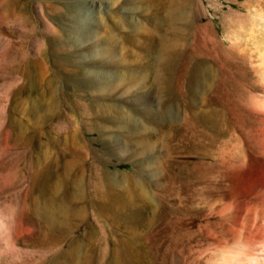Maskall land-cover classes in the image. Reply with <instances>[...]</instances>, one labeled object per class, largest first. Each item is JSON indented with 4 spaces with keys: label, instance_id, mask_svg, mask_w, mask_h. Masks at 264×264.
I'll use <instances>...</instances> for the list:
<instances>
[{
    "label": "rangeland",
    "instance_id": "rangeland-1",
    "mask_svg": "<svg viewBox=\"0 0 264 264\" xmlns=\"http://www.w3.org/2000/svg\"><path fill=\"white\" fill-rule=\"evenodd\" d=\"M172 2L183 4L182 21H170L162 9ZM262 13L264 0H0V214L13 219L18 228L17 254H2V264H47L52 256H61L65 250L74 252L83 264H149L153 259L158 264L164 260L172 264H207L211 252L220 254L215 252V237H226L223 245L234 244L224 228L226 222H232L233 214L220 211L219 215L218 211L231 203L237 188L235 177L242 165L262 161L259 156L264 141L258 129L264 126L254 103L260 102L264 93L255 74L258 52L253 43H262ZM165 45H173L171 68L159 54ZM200 61L213 69L203 96L185 87ZM158 77L169 79L171 89L158 85ZM231 77L238 82L231 83ZM98 82L105 86L99 87ZM211 98L214 103H210ZM165 100L171 104L163 114ZM225 104L228 110L222 107ZM212 111L218 114L216 127L196 121ZM221 115L224 119L220 121ZM240 127L245 128L244 132ZM200 128L206 134L203 129L199 132ZM221 131L223 137L217 139ZM202 136L205 138L201 140ZM248 144H252L254 153ZM228 150L230 157L226 156ZM195 155L207 157L199 172L200 178H207L198 186L193 182L189 191L195 200L192 206L196 207V219L186 224V231H171L167 227L169 176L176 177L173 186L177 188L173 191L180 194L183 186L179 161ZM35 172L46 177L44 188L37 193L30 186ZM208 174L213 181H208ZM58 179L68 181L75 213L50 244L42 221L35 215L34 203L35 198L47 199ZM204 184L206 189L201 187ZM68 189L64 185L58 199L65 197ZM196 191L203 194L198 196ZM155 225L157 236L152 239L150 230ZM153 240L160 248H151Z\"/></svg>",
    "mask_w": 264,
    "mask_h": 264
},
{
    "label": "bare ground",
    "instance_id": "bare-ground-1",
    "mask_svg": "<svg viewBox=\"0 0 264 264\" xmlns=\"http://www.w3.org/2000/svg\"><path fill=\"white\" fill-rule=\"evenodd\" d=\"M162 9L163 10H166V12H167V18L170 20V21H182L184 18H185V14H184V11H183V4H180V2L178 3V2H172L171 4H170V6H166V5H164L163 7H162ZM260 22V21H259ZM261 23H262V27L264 28V13H262V21H261ZM263 31H264V29H263ZM255 37V36H254ZM253 37V38H254ZM256 38V37H255ZM257 39V38H256ZM261 40V39H260ZM238 41V40H237ZM237 41H236V45H237ZM256 41V40H255ZM258 41V40H257ZM253 43H255V48L257 49L256 51L258 52V65H254L255 66V70H256V72L257 73H255V74H258V77H259V79L261 80V83H262V90H263V93H264V33H262V43L261 42H253ZM254 47V46H253ZM172 50H173V45H165V46H163V47H160V49H159V54H160V57H161V61L166 65V67L167 68H171V66H170V62H171V60L169 59V58H171V56H172ZM255 51V50H254ZM252 57V56H251ZM253 60H255V59H253ZM250 62H251V60H250ZM227 64V63H226ZM252 64H251V66L252 67H254ZM241 67V66H240ZM227 68V67H226ZM223 69V68H222ZM228 69V68H227ZM233 68H231V70H232ZM237 69V67L235 68V70ZM240 69V68H239ZM242 69V68H241ZM217 70V69H216ZM234 70V71H235ZM211 71L213 72V69L208 65V63H206V62H204V61H200L194 68H193V70H192V72H191V75H190V77H188L187 79L189 80L187 83H186V85H185V87H187V89H188V91L191 93L193 90H196V91H198L202 96L204 95V93L206 92L205 91V89H207V86H209V84H210V74H211ZM215 71V70H214ZM222 71V70H221ZM224 71V73H225V71H226V69L225 70H223ZM233 71V73H235ZM240 70H236V72H239ZM232 73V74H233ZM214 74V73H213ZM213 76V75H212ZM222 76V75H221ZM228 76V75H227ZM239 76V75H238ZM237 76V78H239ZM233 77H235V76H233ZM136 78V76L134 77V79ZM211 78H213V77H211ZM221 78V77H220ZM241 78V77H240ZM227 79V78H226ZM231 80V83H233V82H236V80L235 79H233L232 77L230 78ZM259 79H257L258 81H259ZM212 80V79H211ZM224 80V79H223ZM233 80H235V81H233ZM182 81H183V79L181 80V82L180 83H182ZM216 81H217V78H216ZM225 81V80H224ZM213 82V81H212ZM218 82V81H217ZM238 82V81H237ZM236 82V83H237ZM184 83V82H183ZM225 83H227V82H225ZM230 83V82H229ZM235 83V84H236ZM240 83H241V80H240ZM239 83V84H240ZM259 83V82H258ZM157 84L158 85H160V86H163L164 88H168V89H171V81L169 80V79H167V80H162L160 77H158L157 78ZM219 84V83H218ZM234 84V83H233ZM233 84H232V86H233ZM252 84V83H251ZM250 84V85H251ZM98 85H99V87H104L105 85H103V84H100L99 82H98ZM183 85V84H182ZM182 85H180V88H181V86ZM215 85V84H214ZM242 85H244V84H242ZM218 86V85H217ZM216 86V87H217ZM221 86L224 88V83H221ZM220 85H219V87H221ZM256 86V85H255ZM218 87V88H219ZM231 87V86H230ZM236 88H238L237 87V85L235 86ZM235 87H233L235 90H232V89H230V90H232V91H236V88ZM251 87V86H250ZM254 87V86H253ZM183 88H184V86H183ZM183 88H181V89H183ZM209 88V87H208ZM212 88H213V86H212ZM232 88V87H231ZM256 88V87H255ZM259 88H260V86H259ZM187 89H186V92H188L187 91ZM215 89V88H214ZM209 91H210V89H209ZM208 91V92H209ZM222 91V90H221ZM250 91V90H249ZM181 92H182V90H181ZM186 92H185V94H186ZM197 92V93H198ZM228 92V91H227ZM230 92V91H229ZM247 92V91H246ZM193 93V92H192ZM207 93V92H206ZM223 94V93H222ZM231 94V93H230ZM235 94H236V92H235ZM197 95V94H196ZM229 95V94H228ZM233 95V94H232ZM231 95V96H232ZM190 96V95H189ZM189 96H186V97H189ZM195 96V95H194ZM201 96V97H202ZM207 96H208V94H207ZM225 96V95H224ZM226 96H227V94H226ZM234 96V95H233ZM181 96H179V98H180ZM200 97V98H201ZM206 97V96H205ZM205 97L203 98V99H205ZM218 97V96H217ZM216 97V98H217ZM229 97V96H228ZM176 98V97H175ZM197 98V97H196ZM199 98V99H200ZM208 98V97H207ZM231 98H234V97H231ZM198 99V100H199ZM202 99V100H203ZM218 99V98H217ZM229 99V98H228ZM192 100H193V98H192ZM220 100V99H219ZM234 100H235V98H234ZM256 100V99H255ZM262 100V101H261ZM260 100V102H255L254 103V107L256 108V111L258 110L259 112H261V113H258V114H260V116H261V119H262V123H263V126H264V94H263V96H262V99ZM204 101V100H203ZM207 101H209V100H207ZM214 101H215V99H214ZM214 101L212 100V98H211V102L210 103H214ZM225 101V100H224ZM223 101V102H224ZM233 100H231V102H232ZM257 101H259V99H257ZM170 102V101H169ZM197 102H199V101H197ZM200 102H201V100H200ZM217 102V101H216ZM218 102H220V101H218ZM222 102V101H221ZM253 102V101H252ZM190 103V102H189ZM192 103H194V100H193V102ZM191 103V104H192ZM204 103V102H203ZM163 106H165V108L164 109H162V113L163 114H166L167 113V106H169L170 104H168L167 105V102H166V100L163 102ZM197 103H195V105H196ZM209 104V103H208ZM208 104H206V105H208ZM220 104V103H219ZM223 104V103H222ZM227 104H229V103H227ZM184 105H185V102H184ZM184 105H183V107H184ZM198 105V104H197ZM200 105H202L201 103H200ZM226 105V104H225ZM230 105V104H229ZM186 106V105H185ZM192 106V105H191ZM199 106V105H198ZM212 106V105H211ZM214 106V105H213ZM221 106V105H220ZM209 107V106H208ZM219 107V106H218ZM223 108L225 107H227V105L226 106H222ZM221 107V108H222ZM233 107V106H232ZM253 107V106H252ZM106 108V107H105ZM194 108V107H193ZM222 108V110H224ZM243 108H245V107H243ZM184 109V108H183ZM218 109V108H217ZM227 109V108H226ZM225 109V110H226ZM232 108H230V110H231ZM236 109V108H235ZM234 109V110H235ZM252 109H254V108H252ZM194 110V109H193ZM228 110V109H227ZM236 110H238V109H236ZM169 111H170V109H169ZM219 111H221V110H219ZM233 111V110H232ZM257 111V112H258ZM186 112H187V110H186ZM225 112V111H224ZM229 112V111H228ZM170 112H168V114H169ZM190 113L192 114L193 113V111L191 110L190 111ZM199 113V112H198ZM230 113H231V111H230ZM234 113H238L237 111L236 112H234ZM186 114V113H185ZM196 114V113H195ZM202 114H203V112H202ZM215 113V111H212V112H210V113H205V114H203V115H200L201 117L197 120L196 119V121H200V124H203V125H205V126H213V127H216L215 125H216V123L218 122V121H216V118L218 119V116H216V115H218V114H216ZM220 114H221V112H220ZM224 114V113H223ZM222 114V115H223ZM227 114V113H226ZM240 114V113H239ZM238 114V116H240ZM247 114V113H246ZM254 114H255V112H254ZM257 114V115H258ZM187 115V114H186ZM221 115V116H222ZM234 115V114H233ZM168 116V115H167ZM193 115H191V117H192ZM216 116V117H215ZM220 116V115H219ZM224 116V115H223ZM223 116L222 117H220V121L222 120L221 118H223ZM227 116V115H226ZM236 116H237V114H236ZM187 117V119H188V115L186 116ZM169 118V117H168ZM174 119V118H173ZM185 119V118H184ZM194 119H195V117H194ZM224 119V118H223ZM239 119V117H237V120ZM257 119H259V118H257ZM260 119V120H261ZM229 120V119H228ZM240 121H241V118L239 119ZM194 121V120H193ZM219 121V122H220ZM227 121V120H226ZM171 123L173 122V120L172 121H170ZM192 121H190V123H191ZM195 122V121H194ZM194 122H192L193 123V126H194ZM237 122V121H236ZM261 122V121H260ZM196 123V122H195ZM222 123H224V122H222ZM221 123V124H222ZM232 123V122H231ZM183 124V123H182ZM236 126H238L237 125V123H234ZM259 124V123H258ZM183 125H185V129H186V132L187 131H189V129L187 128V125L186 124H183ZM192 125V124H191ZM197 125H198V123L197 124H195V127H197ZM233 125V124H232ZM232 125H230V126H232ZM239 125H240V122H239ZM242 125V124H241ZM260 125V124H259ZM192 126V127H193ZM218 126H220V125H217V128H218ZM228 126V125H227ZM242 126H244V125H242ZM246 126V125H245ZM244 126V127H245ZM262 126V125H261ZM191 127V126H190ZM221 127H223V126H221ZM226 127V126H225ZM229 127V126H228ZM233 128H234V125L232 126ZM232 127H231V129H232ZM209 128V127H208ZM237 128H239V126L237 127ZM236 128V129H237ZM240 128H243V127H240ZM194 129V128H193ZM203 129V128H202ZM201 128L200 129H198L199 130V132H200V130H202ZM206 129V128H205ZM224 129H226V128H223V130ZM244 129L245 128H243V132H244ZM194 130H196V129H194ZM197 130V131H198ZM204 130V129H203ZM207 130V129H206ZM213 130V129H212ZM217 130V129H216ZM222 130V129H221ZM258 130H262V132H260V133H262V138H263V141H264V127L262 128V129H258ZM180 131H181V129H180ZM191 131V130H190ZM232 131H235V130H233L232 129ZM182 132V131H181ZM185 132V133H186ZM194 132H196V131H194ZM199 132H198V135H200L199 134ZM202 132V131H201ZM205 132V133H204ZM204 134H206V131L204 130ZM208 132V131H207ZM212 132V131H211ZM218 132V131H217ZM216 132V133H217ZM224 132V131H223ZM225 132H227V130L225 131ZM228 132H229V130H228ZM231 132V131H230ZM238 132V131H237ZM242 132V133H243ZM250 131H249V129H248V133H249ZM257 132V131H256ZM189 133V132H188ZM192 133V132H191ZM232 133V132H231ZM231 133H230V135H231ZM257 133H259V131L257 132ZM259 133V134H260ZM193 134V133H192ZM196 134V133H195ZM202 134V133H201ZM204 134H202V135H204ZM210 136H212L213 137V135H211V133H208ZM207 134V136L209 137V135ZM219 134V133H218ZM221 134H222V131H221ZM224 134V133H223ZM223 134H222V136L220 137H218L217 139H219V138H222L223 137ZM225 134H227L228 135V133H225ZM237 134V133H236ZM244 134V133H243ZM246 134V133H245ZM253 134V133H252ZM259 134H258V137H259ZM181 135H182V133H181ZM183 135L185 136V134H184V131H183ZM198 135L196 136L195 135V137H193V138H195L196 139V143H197V138L196 137H198ZM214 135H217V134H214ZM229 135V136H230ZM254 135V134H253ZM252 135V136H253ZM183 136V137H184ZM190 136V135H189ZM192 136V135H191ZM204 136H206V135H204ZM239 136V135H238ZM241 136V135H240ZM239 136V137H240ZM243 136V135H242ZM260 136H261V134H260ZM182 137V136H181ZM187 137V136H186ZM208 137H206L207 139H208ZM227 137V136H226ZM237 137V136H236ZM244 137V136H243ZM243 137H242V139H243ZM190 138V137H189ZM202 138H203V136L201 137V140H202ZM205 138V137H204ZM203 138V139H204ZM231 138V137H230ZM246 138V137H245ZM248 138V137H247ZM246 138V139H247ZM251 138H253V137H251ZM256 138V137H255ZM262 138H261V140H262ZM184 139H186L187 140V138H184ZM214 139V138H213ZM215 139H216V137H215ZM214 139V140H215ZM254 139V138H253ZM192 140V137H191V139H190V141ZM200 140V138H198V141ZM210 140H211V138H210ZM209 140V141H210ZM244 140V139H243ZM184 142H186L187 143V141H185V140H183ZM206 141V140H205ZM212 141V140H211ZM216 141V140H215ZM222 141V140H221ZM232 141L234 142V140H233V138H232ZM231 141V142H232ZM253 141H255V140H253ZM252 141V142H253ZM259 141H260V138H259ZM262 141V142H263ZM192 142V141H191ZM190 142V143H191ZM194 142V141H193ZM207 142H208V140H207ZM207 142H206V144H207ZM213 142V141H212ZM223 142V141H222ZM247 142V141H246ZM256 142H257V140H256ZM182 143V142H181ZM200 143V142H199ZM201 143H202V141H201ZM211 143V142H210ZM217 143L219 144V142H218V140H217ZM216 143V144H217ZM226 142H224V144H225ZM245 143V142H244ZM255 143V142H254ZM194 144V143H193ZM217 144V145H218ZM222 145V146H224L225 147V145ZM228 144V143H227ZM238 144H239V142H238ZM240 144H243L242 143V141H241V143ZM247 144V143H246ZM245 144V145H246ZM263 144V143H262ZM184 145H186V144H184ZM188 145V144H187ZM195 145V144H194ZM249 145V144H248ZM250 145H252V144H250ZM249 145V146H250ZM256 146H257V144H255ZM191 146H192V144H191ZM197 145H195V147H196ZM201 146V145H200ZM202 146L204 147V145H203V143H202ZM208 147L210 146V144H208L207 145ZM212 146H215V147H217L215 144H212ZM219 146V145H218ZM237 146H240L239 147V149H241L242 150V146L241 145H237ZM236 146V147H237ZM247 146V145H246ZM262 146V145H261ZM185 147V146H184ZM184 147H182V148H184ZM194 147V146H193ZM206 147V146H205ZM227 147V146H226ZM251 147V146H250ZM258 147V146H257ZM257 147H256V149H257ZM210 148H212L213 149V147H210ZM235 148V147H234ZM233 148V149H234ZM244 148V147H243ZM249 148V147H248ZM253 148H255V147H253ZM260 147H258V149H259ZM263 148H264V146H263ZM193 149V148H192ZM196 148H194V150H195ZM201 148H199V150H200ZM203 149H205V151H206V149H207V147L206 148H203ZM212 149H210V150H212ZM221 149H223L222 147L220 148V150ZM225 149V148H224ZM227 149V148H226ZM225 149V150H226ZM250 149H252V147L250 148ZM193 150V152H195ZM216 150V149H215ZM217 150H219V148L217 149ZM216 150V151H217ZM219 150V151H220ZM248 150V149H247ZM253 150V149H252ZM251 150V151H252ZM261 149H259L258 151H260ZM203 151V150H202ZM208 151V150H207ZM206 151V152H207ZM213 151V150H212ZM212 151H210L211 153H212ZM234 151V150H233ZM235 151H236V149H235ZM234 151V152H235ZM238 151V150H237ZM244 151V150H243ZM249 151V150H248ZM254 151H256V150H253V153H254ZM209 152V153H210ZM214 152V151H213ZM223 152V151H222ZM225 152H228L227 153V155H226V153ZM224 152V154L227 156V157H230V155L228 156V154L229 153H231V150L229 151H225ZM242 152V151H241ZM250 152V151H249ZM196 153H197V151H196ZM202 153H205V152H202ZM201 153V154H202ZM208 153V152H207ZM244 153H247V152H245L244 151ZM185 154V153H184ZM189 154V153H188ZM199 154H200V151H199ZM200 154V155H201ZM251 154V153H250ZM256 155H257V153H255ZM183 155V154H182ZM190 155V154H189ZM188 155V156H189ZM204 155V154H203ZM205 155H207L206 153H205ZM210 155H212V154H209V156ZM215 155V154H214ZM256 155H254V156H256ZM258 155H259V153H258ZM190 156H192V155H190ZM208 156V155H207ZM216 156V155H215ZM244 156V158H245V155H243L242 154V157ZM253 156V157H254ZM235 157V156H234ZM233 157V158H234ZM241 157V158H242ZM257 157V156H256ZM259 157H262V161L261 162H259V163H256V164H253V165H248V164H244V165H242V167H241V170L238 172V174H237V176L235 177V179H236V182H237V188H236V190L234 191V196H232V201H231V203H225V201H223L224 202V204H226V206L225 207H223V210H221L222 209V207H220V210L218 211L219 212V215L221 214L220 213V211H222V213H227V214H233V220H231V219H229V220H231L232 222H230V223H227L226 222V224L225 223H223V224H225L224 225V228H226L227 230H228V232H229V234L234 238V241H235V243L234 244H231V246L229 245V246H227L226 244V246L225 245H223V243L225 242V241H227V239H226V237L224 238V240H222L220 237H215V235H217V234H215L214 235V237H215V241L217 242V245L215 246V248L217 247V250L215 251L216 253H217V251L218 252H220V254H215L214 253V251L213 252H211V260L208 258V262H210V264H264V150H262L261 151V156H259ZM169 158H172V157H169ZM169 158H167V160L169 159ZM204 158H207V157H202V156H200V157H197L196 155H195V157H181V161H179L180 162V172H181V176H179L181 179H180V182L182 181V184H180V183H178V184H180V185H182L183 186V189H182V192L180 191H178L180 194H176L175 193V191H173V187L174 188H177V187H175V186H173V183H175V176H173L172 177V175L171 176H169L170 177V180H169V184H170V188L168 189V187H167V189H168V192H167V194H168V196H166L167 198H168V201H169V203H168V206H167V218H165V219H167L168 220V222H167V227L172 231V230H175V232H179V231H182L183 229H185V227H186V224L187 223H189L190 221H192V220H194V219H196V217L194 216L195 215V213H193L194 211H193V209H195L196 210V207L194 206V208H193V206L192 205H194L195 203H193V201H195L194 199H193V197H191V195H189V191L191 190L190 189V187L192 186V184H193V182H194V184H198V185H200V183L202 184V180H205V178H207V176L205 177V176H203L204 177V179H203V177H201L200 178V176L201 175H199V172H200V167H201V164L203 163V167H205L204 166V161H202ZM214 158V157H213ZM217 158V157H216ZM215 158V159H216ZM223 158H225L224 157V155H223ZM236 158L238 159V157L236 156ZM236 158L234 159V161L236 162ZM239 158H240V156H239ZM249 158V157H248ZM222 159V158H221ZM226 159H228V160H230L229 158H226ZM172 160V159H171ZM217 160V159H216ZM216 160H215V162H216ZM220 159H218V161H219ZM232 160V159H231ZM239 160V159H238ZM245 160V159H244ZM174 161H176V159H174ZM177 162V161H176ZM223 162V161H222ZM230 162V161H229ZM232 162H233V160H232ZM245 162V161H244ZM171 163V162H170ZM205 163H206V161H205ZM219 162H217V164H218ZM231 163V162H230ZM237 163H239V161L237 162ZM251 163V162H250ZM208 165H210V163L208 162L207 163ZM228 164V162L226 163V165ZM233 164H234V162H233ZM232 163L230 164L231 166L233 165ZM213 164H211V166H212ZM215 165V164H214ZM223 165H224V163H223ZM222 165V166H223ZM226 165H225V167H226ZM235 165H237V164H235ZM240 165V164H239ZM210 166V167H211ZM217 166V165H216ZM218 166H221V164L219 165L218 164ZM168 167H169V164H168ZM173 167H175V166H173ZM173 167L171 166V168L173 169ZM177 167V166H176ZM202 167V168H203ZM209 167V166H208ZM170 168V169H171ZM178 168V167H177ZM219 168H221V167H219ZM211 169V168H210ZM228 169V168H227ZM227 169H226V171H227ZM168 170V169H167ZM203 170H204V168H203ZM205 172L207 171L206 169L204 170ZM204 171H202L201 170V172H204ZM218 172H219V170H217ZM222 172H223V169L221 170ZM218 172L216 173V175H218ZM221 172V173H222ZM168 173V172H167ZM206 173H208V171L206 172ZM206 173H203V174H205L206 175ZM169 174H170V172H169ZM202 174V175H203ZM210 174H212L211 172H210ZM209 175V174H208ZM177 177H178V174L176 175ZM213 176V175H212ZM209 177H211L210 175L208 176V181H210V180H212V179H210L209 180ZM216 177V176H215ZM215 177H213V178H215ZM218 177H219V175H218ZM217 177V178H218ZM168 178V177H167ZM178 180V179H177ZM218 180V179H217ZM222 180H223V178H222ZM213 181V180H212ZM45 183H46V177H44V175H43V173H39V172H35L34 173V175H33V178H32V183H31V189H33V192L34 193H37L38 191H41L43 188H44V185H45ZM207 183V182H206ZM216 183V182H215ZM225 183V182H224ZM167 184H168V180H167ZM178 184H176V185H178ZM212 184V183H211ZM64 185H67L68 187H69V189L67 190V193H66V196L65 197H62L61 199H58L59 198V196H58V193L60 192V190L62 189V187L64 186ZM179 185V186H180ZM197 185V186H198ZM29 186V187H30ZM76 186H78V184L76 183ZM178 186V189L180 188ZM205 186V184L202 186L201 185V187H204ZM216 187V186H215ZM222 187H223V185H222ZM221 187V188H222ZM30 189V188H29ZM200 189V186H199V188L198 189H196V190H199ZM202 189V188H201ZM204 189H206L205 187H204ZM208 189V188H207ZM216 189H217V187H216ZM218 189H219V186H218ZM213 189H211V191H212ZM70 191H71V187H70V185H69V183H68V181L67 180H61V179H58V180H56L54 183H53V185H52V187H51V189H50V194H49V196H48V198L47 199H44V200H38L37 198H35V203H34V212H35V215H36V217L38 218V220H40V221H42V223H43V225H44V227H45V229H46V234H45V237L48 239V243H50V244H53V242H54V240H55V237L57 236V233L59 232V230L60 229H62L63 227H65L68 223H69V219H70V217L75 213V208H74V204H73V200H72V198L70 197ZM193 191V190H192ZM195 191V190H194ZM193 191V192H194ZM210 191V192H211ZM197 192V191H196ZM201 192V191H200ZM217 192V191H216ZM196 194V193H195ZM199 194V192H197V195ZM202 194H203V191H202ZM202 194H199L200 196L202 195ZM207 193H205V195H206ZM209 194V193H208ZM218 194V193H217ZM220 194V193H219ZM198 195V196H199ZM212 196V195H211ZM210 197V196H209ZM221 197V196H220ZM220 197H217V198H220ZM223 197V196H222ZM202 198V197H201ZM204 198H206V197H204ZM217 198H216V201H217ZM195 199H196V197H195ZM197 199H199V197L197 198ZM208 199V198H207ZM209 199H211V198H209ZM213 199V198H212ZM221 199V198H220ZM201 200V199H200ZM203 200H205V199H203ZM215 200V199H214ZM224 200V199H223ZM215 201V202H216ZM176 202H179V205H176ZM197 202V201H196ZM206 202L208 203V200H206L205 201V204H206ZM209 202H211V201H209ZM215 202H213V205L215 204ZM219 202V201H218ZM229 202V201H228ZM203 203H204V201H203ZM197 204V203H196ZM218 204V203H217ZM199 205V204H198ZM200 205H202V204H200ZM216 205V204H215ZM220 205H221V203H220ZM210 206V205H209ZM222 206V205H221ZM198 207V206H197ZM200 207V206H199ZM198 207V208H199ZM202 207H203V205H202ZM201 207V208H202ZM206 207V206H205ZM217 207V206H216ZM213 207L211 206V209H212ZM219 208V207H218ZM218 208H217V210H218ZM158 209V208H157ZM211 209H209L210 211H211ZM203 210V209H202ZM201 210V211H202ZM206 210V209H205ZM217 210H215V211H217ZM154 212H155V210H153ZM157 211V210H156ZM166 211V210H165ZM164 211V212H165ZM207 211V210H206ZM154 212H152L153 214H154ZM200 212V211H199ZM203 212H204V210H203ZM213 214H214V212L213 211H211ZM205 213H207V212H205ZM204 213V214H205ZM7 214V213H6ZM210 214V213H209ZM215 214H218V213H216L215 212ZM200 216H201V214H200ZM206 216L207 215H205V218H206ZM210 215H208V217H209ZM214 216V215H213ZM228 216H230V215H228ZM153 217H154V215L152 216V219H153ZM164 217H166V216H164ZM163 217V218H164ZM204 217V216H203ZM219 217V216H218ZM220 217H222V216H220ZM224 217V216H223ZM223 217H222V219H223ZM162 218V219H163ZM204 219V218H203ZM219 219V218H218ZM217 219V220H218ZM221 219V218H220ZM219 219V220H220ZM198 220H199V217H198ZM208 220V219H207ZM226 220V219H225ZM164 221V220H163ZM221 221V220H220ZM228 221V220H227ZM151 222H152V220H151ZM195 222H196V220H195ZM194 222V223H195ZM207 222V221H206ZM205 222V223H206ZM209 222H210V219H209ZM212 222H214V220L213 221H211V224H212ZM215 222H216V220H215ZM217 222H219V221H217ZM41 223V222H40ZM153 223V222H152ZM199 223V222H198ZM208 223V222H207ZM221 223V222H220ZM219 223V224H220ZM193 224V223H192ZM202 224V223H201ZM210 224V223H209ZM217 224V223H216ZM218 224V225H219ZM194 225V224H193ZM213 225V224H212ZM222 225V224H221ZM220 225V226H221ZM201 226V225H200ZM209 226H211V225H209ZM215 226V225H214ZM219 226V227H220ZM206 228H208V225L206 224V226H205ZM157 228H158V226H154L153 228H151V232H150V235H152V239H155L156 238V236H157ZM190 228V227H189ZM200 228V227H199ZM198 228V229H199ZM217 228V227H216ZM221 228H223V227H221ZM21 229V228H20ZM187 229V228H186ZM186 229H185V231H186ZM201 229H202V227H201ZM203 229H205L204 227H203ZM18 230V228H17V226H16V224H15V222L13 221V219H11V218H9V216L7 217V215L5 216L4 214H0V257H1V255L3 254L4 255V253L5 254H7V255H14L15 253H16V250H15V247H16V245H17V236L15 235V233H16V231ZM160 230V229H159ZM188 230V229H187ZM191 230V229H190ZM195 230V229H194ZM206 230H208V229H206ZM205 230V231H206ZM219 230V229H218ZM218 230H216V232L218 231ZM185 231H184V233H185ZM212 231V230H211ZM215 231V230H214ZM214 231L213 232H209V234H211V233H214ZM222 231V230H221ZM220 231V232H221ZM159 232V231H158ZM215 232V233H216ZM224 232V231H223ZM193 233H194V231H193ZM196 233L198 234V231L197 232H195V235H196ZM203 233H204V231H203ZM207 233V232H206ZM170 234V233H169ZM182 234H183V232H182ZM189 234H190V232H189ZM192 234V233H191ZM219 234H221V233H219ZM228 234V233H227ZM149 235V236H150ZM162 235V234H161ZM167 235V234H166ZM207 235V234H206ZM225 235H226V233H225ZM175 236H177L176 234H175ZM180 236V235H179ZM178 236V237H179ZM187 236V238L189 237V235H186ZM209 236V235H208ZM220 236V235H219ZM231 236L229 237V239L231 238ZM45 237H43L42 239H41V241H44L45 240ZM192 237V236H191ZM207 237V236H206ZM211 237V236H210ZM210 237H208V238H210ZM214 237L212 236V239H214ZM228 237V236H227ZM168 238H169V236H168ZM168 238H167V240H168ZM195 238H196V236H195ZM232 238V239H233ZM181 241H182V239L181 238H179ZM184 239V238H183ZM189 239H191L190 237H189ZM188 239V240H189ZM198 239V238H197ZM200 239V238H199ZM211 239V238H210ZM176 240L177 239H175V242H176ZM179 240V242H181ZM210 241V240H209ZM231 241V240H230ZM173 242H174V240H173ZM178 242V241H177ZM188 242V241H187ZM186 242V243H187ZM199 242H200V240H199ZM232 242V241H231ZM212 243H213V241H212ZM211 243V244H212ZM215 243V242H214ZM228 243V242H227ZM192 245V244H191ZM191 245H190V248H191ZM213 245V244H212ZM177 246V245H176ZM153 247V250L155 249H157V248H160V247H158V244H157V240H153L152 241V246H151V248ZM170 248V247H169ZM168 248V249H169ZM171 249V248H170ZM169 249V250H170ZM174 249V248H173ZM180 249H181V247H180ZM159 250V249H158ZM177 250V249H176ZM175 250V251H176ZM182 250V249H181ZM152 251V250H151ZM166 251L168 252V250H167V248H166ZM165 251V252H166ZM172 251V250H171ZM171 251H170V253H171ZM178 252V254L180 255V256H183V255H181L180 254V250H177ZM157 252H160V251H157ZM169 253V254H170ZM17 254V253H16ZM15 254V255H16ZM152 254V253H151ZM187 254V253H186ZM155 255H158V254H155ZM190 255V254H189ZM151 256H153L154 257V255H151ZM159 256V255H158ZM167 256H169L168 254H167ZM4 257V256H3ZM2 257V258H3ZM7 257V256H6ZM170 257V256H169ZM189 257V256H188ZM208 257V256H207ZM152 258V257H151ZM178 258V257H177ZM75 259V260H74ZM166 259V258H165ZM182 259H183V257H182ZM3 260H4V258H3ZM150 260V259H149ZM206 260H207V258H206ZM157 261V260H156ZM154 259H153V262H152V260L150 261V263L149 264H158L157 262H156ZM191 261V260H190ZM5 262H6V260H5ZM186 262H187V260H186ZM185 262V263H186ZM208 262H207V264H208ZM182 263V262H181ZM180 263V264H181ZM0 264H2V261H1V258H0ZM35 264V263H34ZM47 264H83L81 261H80V258H78V256L76 257V255H74V252H72V251H70V250H65L63 253H62V255L61 256H58V257H54V256H52V258H50L48 261H47ZM162 264H172V263H168V260L166 261V260H164V262L162 263ZM188 264V263H187ZM190 264V263H189Z\"/></svg>",
    "mask_w": 264,
    "mask_h": 264
}]
</instances>
